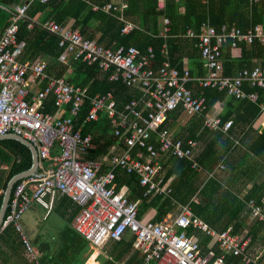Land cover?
<instances>
[{
    "label": "built area",
    "instance_id": "1",
    "mask_svg": "<svg viewBox=\"0 0 264 264\" xmlns=\"http://www.w3.org/2000/svg\"><path fill=\"white\" fill-rule=\"evenodd\" d=\"M261 1L264 0H250L251 3ZM164 5L160 2L159 8ZM92 7L112 11L125 21L122 32L134 28L123 14L128 8L126 0L102 7L92 4ZM27 9V4L17 5L10 23L0 34V135L22 136L37 148L42 167L45 160H50L51 164L43 173L17 182L1 231L14 227L23 236L21 216L49 191L68 195L82 207L73 226L94 249L108 240L121 239L129 231L142 251L143 264L151 261L157 264H225L227 254L241 255L247 264H264L262 252L249 250L250 237L243 238L233 232L232 227L213 229L194 213L191 204H184L175 216L162 220L144 219L139 217V202L130 200L127 192L117 187L116 170L120 169L138 174L140 184L145 187V196L168 194L172 185L163 178L168 157L185 158L193 167H199L194 159L197 140L178 137L172 129L162 127L169 113L178 107L189 116L200 115L208 108L207 97L197 96L188 85L195 79L190 70L180 71L169 60L163 61L158 68L152 67L153 46L140 53L133 45H105L69 23L55 19L39 22L59 37V45L63 48L61 61L81 60L97 64L102 71L111 69V79H121L142 92L121 110L117 108L112 91L90 98L86 120H96L99 112L105 111L116 138L106 153L98 154L99 146L93 136L84 134L82 127L76 126L89 97L87 87L65 76L50 74L45 59H21L25 42L18 39L19 22L27 16ZM162 24L160 35L167 38L171 21L164 16ZM32 26L30 23L29 27ZM186 35L198 39L196 46L206 67V74L197 78L200 87L218 88L236 98L258 100V91H247L245 85L264 88V66H244L234 75H225L223 47L230 43L232 48H237L244 41L264 45V25L256 24L243 31L227 24L217 29L206 21L199 32L189 28ZM162 52H168L166 43ZM51 97L56 107L53 112L45 110ZM260 106L264 112V101ZM208 113L204 115L205 127L227 131L232 126V120L223 122L220 116ZM250 206L252 214L264 223V207L255 200L250 201ZM192 228L213 236L223 253L218 255L214 249L204 251L197 236L188 232ZM24 241L30 249L29 242L25 238Z\"/></svg>",
    "mask_w": 264,
    "mask_h": 264
},
{
    "label": "trees",
    "instance_id": "2",
    "mask_svg": "<svg viewBox=\"0 0 264 264\" xmlns=\"http://www.w3.org/2000/svg\"><path fill=\"white\" fill-rule=\"evenodd\" d=\"M91 1L103 4L108 0ZM249 3V0H209L208 3H203L201 0H182L179 2L166 0L165 5L159 8V0H129V7L125 12V17L127 20L133 22L135 26L130 32L125 33L122 32L125 25L124 21L102 10H93L87 0H49L46 3L40 0H0V34L10 23L11 17L15 14V7L19 4H27V16L20 20L18 31L19 41L25 42L21 59L35 60L42 57L48 62V72L57 77L64 76L68 69L70 67L72 68L68 80L77 85L87 87L89 96L80 112L76 126H81L84 134L90 133L99 146L97 153L104 154L116 142V138L114 137L113 127L105 111L101 110L99 112V118L96 120H86L90 109V98L97 94H105L112 91L117 101V108L121 110L132 99L140 97L142 92L136 87L127 85L121 79H111V69L102 71L97 64H88L81 60H74L70 64L63 63L60 60L63 48L59 45V37L44 29L39 22L34 21L35 16L41 12L44 15L43 21L55 19L60 23H68L71 18H75V22L72 25L74 28H78L84 35L94 38L98 42H102L108 46L133 45L140 53H145L149 46H153L154 58L150 63L152 67L158 68L163 61L169 60L172 66L182 71L181 60L184 56L182 53L183 45L188 46L187 44L191 43L193 50H199L196 46L198 39L187 36V30L193 28L196 32H199L202 24L209 21L217 29H220L225 23H236L243 31H246L251 26L262 23L264 16V1L254 3L252 6ZM164 16L168 17L171 21V28L167 38L160 35V19ZM30 23H33L32 27H29ZM92 28L93 30H91ZM164 43L167 44V54L162 52ZM231 48L230 43L226 44L223 47V56L225 51H228V55L230 56ZM242 48L243 54L245 55L246 46L244 45ZM252 49L254 51L257 50L258 55L264 56V45L255 42L252 44ZM232 59L230 61L224 60L223 74H235L233 62H231ZM191 84L192 81L188 85L191 87ZM245 87L247 91H258L259 98L256 102L248 98L240 99L230 96L226 91L213 87L202 88L199 86L198 91L195 92L197 96L205 95L207 97L208 108L205 112L210 110L218 100L226 97L229 98V110L222 116V120L226 122L231 117L234 118V120L232 119L233 123L228 132L230 136L237 135L234 131V126L237 122L245 124L252 123L261 112L260 103L264 100V88L251 87L249 84H246ZM55 109L54 99L51 97L45 105V110L53 112ZM182 112L181 107L170 112L167 121L162 127L174 128ZM205 112L192 116L196 120L192 122L193 126H191L192 124L190 125L191 127L189 126L188 136L183 138L198 139L200 135V138L202 137L206 140V146L197 156L194 154V159H197L196 161L210 170L231 151L234 142L230 136L225 135L219 130L217 132H211L203 129L198 135L199 126L204 121ZM251 131V129H248L247 131L239 133L243 134L241 140L242 145L245 147L248 156L264 160V128L253 133ZM231 153L233 154L234 150ZM0 160L9 165V170L0 171V184L5 189L7 182L13 175L27 170L32 166L33 154L31 149L23 142L15 138H5L0 139ZM168 161L167 166L170 164V167L165 173L164 180H167L173 175L171 196H144L145 187L140 184L138 174L127 173L120 169L116 170L118 189L123 184H127L130 187V200L140 201L139 217H142L147 209L153 206L157 209V216L154 220H161L169 211L175 208V200L186 204L192 200L194 195L198 194L201 200L200 203L193 202L194 213L205 216L209 208L208 204L213 201V210L210 212L211 217L218 212L219 214H227L229 217V219L223 220L217 228L224 230L229 228V225H233V232L236 233L243 224L239 214L247 208L246 200L240 199L231 187L224 188L217 180L212 179L202 185V182L199 181L198 171L191 167L189 160L171 156ZM181 164H184V167L176 173L177 168ZM232 168L235 170L233 165ZM248 178L250 179L251 175H248ZM251 198H254L257 203H260L264 207V180L255 182L244 199L249 200ZM2 200L3 193H0V207ZM205 219L208 223L214 224V222H217L213 218L209 219L208 217ZM262 230L264 232L263 222L255 221L249 227L247 236L242 237H251V242L252 240L263 239L264 243ZM1 240H12L6 229L0 231ZM84 240V252L86 253L84 261H86L92 251L89 249L90 246L87 240ZM124 240L125 238L123 237L121 240L116 241L112 245V248L107 251L108 253H100L98 255L97 259L101 264H121L123 262L128 246L130 245L125 244ZM13 244H16V247L19 249L22 248V244L17 243V241H13ZM228 256L227 262H230L231 259L238 262L241 255ZM135 258L136 256L130 257L124 264H137L140 261L142 262L140 259L134 263ZM57 260L61 262L60 259ZM41 261L43 263L42 259ZM54 261L51 264H63V262L59 263ZM44 264L46 263L44 262ZM149 264L157 263L151 261Z\"/></svg>",
    "mask_w": 264,
    "mask_h": 264
},
{
    "label": "crops",
    "instance_id": "3",
    "mask_svg": "<svg viewBox=\"0 0 264 264\" xmlns=\"http://www.w3.org/2000/svg\"><path fill=\"white\" fill-rule=\"evenodd\" d=\"M26 1H29V0H26ZM121 1L122 0H108V1H105L103 4H99L94 1L87 0L89 6L91 7H92V4H97V5H100V7H102L103 5L107 3L117 4V3H120ZM126 1L128 2V7H129V0H126ZM165 1L166 0H159V3L160 2L165 3ZM249 4L250 6H252L254 3L250 2ZM127 9L128 8H126L123 12L124 16H126L125 12ZM98 10H102L105 13H108V14H111L117 17V15L112 11L108 12L104 9H98ZM263 13H264V10H263ZM43 16H44L43 13L39 12L35 16L34 21L36 22L43 21ZM161 19H160V27L162 31L163 24H162ZM125 20H127L126 17H125ZM74 22H75V18H71L68 21V23L71 25H73ZM225 24L229 26L230 25L237 26L236 23H232V24L225 23ZM257 24L264 25V16H263L262 23H257ZM91 30H93V28ZM125 33H128V32H125ZM253 43L255 42H251V43L245 42V41L241 42L239 47L231 48L230 53H229L230 56L228 55V51L227 52L225 51L224 56H223V64H224V60L230 61L233 58L231 62H233V67L235 71L234 73H236L240 68H242L241 67L242 65L248 66L251 68L257 65L264 66V56L258 55V51L257 50L254 51L252 49ZM187 45L188 46L183 45V48H182V53L184 55L181 60L182 68L183 69L187 68L190 70V73L195 78L194 80H192L191 87L194 88V89L192 88L194 92H197L199 89L197 78L202 77L201 75L204 76L206 74V67L204 65L203 58L201 57L199 53V50H196V51L193 50V47H191V43H188ZM244 45L246 46L245 55L243 54V48H242ZM39 58L43 59L42 57H39ZM70 63H65V64H70ZM71 72H72V68L70 67L64 76L68 78ZM228 110H229V98L226 97L222 100H218L213 105V107L210 110H208L209 112L208 114L211 116H220L222 118V116L225 115L228 112ZM239 114H242V113H239ZM193 118L194 117L189 116L186 113L182 112L177 125H175V127L172 128L174 133L178 137L186 138L189 134V128L193 126L192 122H195L194 120H196ZM232 119L234 120L233 117H231V119L229 120H232ZM263 128H264V112L261 110L259 116L255 118L252 123L245 124L242 122H237V124H235L234 131L237 133L236 136H230L228 134L229 129L227 131H224L222 129L214 130V129L205 127L204 121L199 126V130H198V135L203 129H207L208 131H211V132H217L219 130V131H222L225 135L230 136L232 141L234 142L233 147L231 148V151L234 150V153L232 154L231 151H229L226 154V156L223 159H221L219 162H217L212 169L210 170L206 169L198 161H197L198 166H199L198 168L193 167L192 164H191V167L198 171L199 177H200L199 181L202 182V185L208 183L212 179L217 180L219 183H221L224 186V188L231 187L234 190L235 194L240 199L246 200L245 202H246L247 208L244 209L239 214L240 220L243 222V224L239 228V230L236 232V234L240 236H247L246 234L249 230V227L255 221H258V222L261 221L259 218L255 217L252 214V207L250 206V201L255 200V199L251 198L247 200L244 198L249 193V191L251 190L255 182L264 180V160L252 158L251 156L247 155L248 153L245 150V147L242 145V142H241L243 134H239V133L243 131H247L248 129H251L252 130L251 132L253 133L255 131H260ZM195 139L198 142V146L195 150V156H197L199 152H201V150L206 146V140L202 137L200 138V135L198 139L197 138ZM170 157L167 158L166 163L164 165L163 178H165L164 177L165 173L167 169H169L170 167V164L167 166V163L169 162L168 160H170ZM40 164H41V161H39L38 174L43 173L44 170L49 168L51 161L50 160L43 161V167ZM232 165L235 167V170H233ZM183 167H184V164H181L177 168L176 173H178ZM0 168L2 171L3 170L7 171L9 170V165H7L6 163H3L0 160ZM248 175H251L250 179L248 178ZM172 180H173V175L170 176L165 181L172 184ZM121 188L125 190L129 196L130 187L127 184H123ZM3 191L4 189L1 186L0 193H3ZM171 192L168 194H162V196L163 197L171 196ZM159 195L160 194H154L151 196H159ZM200 200L201 199L199 198V195L196 194L194 195L192 200L186 204H191V206L193 207V202L200 203ZM134 201H138L140 205L139 200H134ZM175 202H176L175 208L169 211L163 218L169 217V216H175L179 213V211L181 210V207L184 204H182L180 201H177V200H175ZM263 203H264V198H263ZM208 205H209V208L207 209L205 216H203V214H199L198 216L201 217L205 221H206L205 218H208V217L209 219H212V218L216 219L217 222H214V224L208 223L207 221L206 222L213 229L220 230L217 227L220 226V223L223 220H227L229 219V217L227 216V214L225 215L222 213L219 214V212L213 215V217H211L210 212L213 210V201L210 202ZM8 209H9V206H8ZM81 209L82 207L79 204L75 203L68 195L52 194L50 192H47L40 199V201L34 202L26 210L21 220L23 236L29 242V244L31 245V248L30 249L28 248V246L26 245V242L24 241L22 234L17 232V230L14 227H10L9 229L7 228L8 230L6 229V231L11 236V239L13 241H17V243L19 244H22V248L21 249L17 248L16 244H13L12 240L11 241L1 240L0 241V264H44V262L46 264H51L53 263V260L59 263L63 262V264H86V262L89 261V258H90L89 256H91L93 252H97V255L95 257L97 264H101V262L97 259L98 255L100 253H104V254L108 253L107 251L112 248V245L116 241H119L121 239L108 240L107 242L104 243V245H102L98 249H94L88 243V245L90 246L89 249H91L92 252L88 256L87 260L84 261L85 260L84 257L86 255V253L84 252L85 240L83 239L82 236H79V234H77L73 226L74 221L77 215L79 214V212L81 211ZM8 211L9 210H7V213ZM156 216H157V209L152 206L149 209H147V211L141 218L154 220ZM263 226H264V223H263ZM229 227L233 228V225H229ZM188 232L190 234H194L195 236H197V238L200 240L202 244L204 251H207L209 249H214L218 255L223 253V251L221 250V248L219 247L218 243L215 241V238L213 236L205 234L196 229L194 230L193 228L189 229ZM263 234L264 232L262 230V235ZM123 237L125 238L124 243L130 244V245L128 246L125 258L123 262H121V264L122 263L124 264V262L128 261L130 257L132 256H136L134 263L137 260L141 259L142 262L140 261V263H137V264H143L144 263L143 254H142L141 249L138 248L135 244L134 234L127 231ZM249 250L252 253L259 251V252H262V254H264L263 239L252 240V242H250ZM228 255L231 256L232 254L226 255L225 264H246L241 256H240L241 258L239 257L238 262L235 261L234 259H231L230 262H227V259L229 258ZM52 258H56V259H52ZM41 259L43 260V263ZM57 259H60L61 262ZM146 264H149V262Z\"/></svg>",
    "mask_w": 264,
    "mask_h": 264
},
{
    "label": "water",
    "instance_id": "4",
    "mask_svg": "<svg viewBox=\"0 0 264 264\" xmlns=\"http://www.w3.org/2000/svg\"><path fill=\"white\" fill-rule=\"evenodd\" d=\"M4 138H15V139L23 142L24 144H26L32 151L33 164H32V166L29 169L24 170L22 172H19V173L13 175L9 179V181L7 182V185H6V187H5L4 191H3V200H2L1 207H0V231H1V226H2V224L4 222L6 214H7L9 202H10V199L12 197V193H13L15 184L19 180H21V179H23L25 177L38 174L39 161H40L37 148L29 140L23 138L20 135L14 134V133L0 135V139H4Z\"/></svg>",
    "mask_w": 264,
    "mask_h": 264
},
{
    "label": "bare ground",
    "instance_id": "5",
    "mask_svg": "<svg viewBox=\"0 0 264 264\" xmlns=\"http://www.w3.org/2000/svg\"><path fill=\"white\" fill-rule=\"evenodd\" d=\"M47 192H49V191H47ZM47 192H46V193H47ZM46 193H44V194L40 197V199H41ZM23 215H24V214H23ZM23 215L21 216V220H22ZM96 255H97V252H93V253L91 254V256H89V257H90V258H89V261L86 262V264H97L96 259H95Z\"/></svg>",
    "mask_w": 264,
    "mask_h": 264
}]
</instances>
